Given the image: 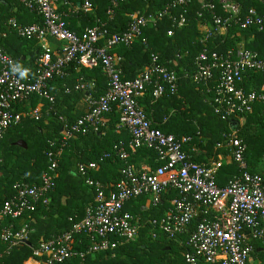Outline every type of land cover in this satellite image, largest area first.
<instances>
[{"label":"built area","instance_id":"obj_1","mask_svg":"<svg viewBox=\"0 0 264 264\" xmlns=\"http://www.w3.org/2000/svg\"><path fill=\"white\" fill-rule=\"evenodd\" d=\"M110 1L112 8L108 14L112 16L117 0ZM193 1L201 4L199 18L204 13L212 14V23L203 27L205 41L217 38L222 39L221 43L232 41L233 45L223 52L204 48L194 61L190 78L211 96L209 105L220 120L238 121L252 113L257 102L264 103V89L257 92L244 88L247 74L259 73L264 78V58L245 46L254 40L255 32H264V17L252 7L229 0H219L224 17L214 14L215 5L203 0H174L171 7H185ZM22 5L39 17L41 23L21 25L10 19L6 27L21 39L37 41L42 53L37 60L35 80L24 82L18 72L12 71L18 64L0 45V143L7 130L21 121L22 115L14 111V107L33 96L53 104L54 98L48 93L49 83L54 78L66 77L71 64L85 69L101 68L108 88L98 99L88 95V111L83 117L72 125L64 123L58 145L51 143L52 149L47 153L48 168L40 184L30 185L25 181L14 184L15 195L0 211V245L3 247L0 260L28 239L27 228L14 231L12 221L34 212L39 203L49 205V194L55 188L58 162L66 142L78 134L97 133L105 124V116L115 107L119 112V127L129 136L126 146H114L116 156L125 161L129 152L147 148L158 153L162 165L155 170L125 166L120 180L108 194L107 186L87 177L88 172L97 169L96 163L78 165L77 173L84 178L86 187L94 191L95 204L86 208L82 219L69 218L71 228L67 232L37 244L28 260L34 264H69L75 258L83 259L86 255L114 250L134 241L143 227L149 229L153 240L158 236L176 240L199 217L186 241L187 264H253L251 258L255 250L250 242L257 241L264 248V174L248 171L246 145L235 130L224 134L223 142L216 144L215 149L229 151L228 160L240 170V176L219 188L216 175L223 156L219 155L209 166L195 163L183 149L191 138L179 140L156 129L138 103L149 88L154 101L174 95L179 87L177 74L160 66L158 57L151 55L150 63L136 77L126 80L120 67L122 58L112 53L115 48L132 46L143 29L163 18L167 10L158 12L155 18L136 12L120 33L109 34L104 26H96L76 34L67 28L57 0H22ZM83 9L90 10L91 5L85 3ZM172 19L176 28L186 25L183 16ZM237 30L247 33L248 37L234 45L239 37ZM171 35L172 32H168V36ZM48 39L60 44L58 55L46 48L44 43ZM211 83L214 85L210 86ZM86 88V84L78 83L73 89ZM69 91L66 89V93ZM41 106L26 115L39 120ZM169 191L176 193L172 208L159 220H144L123 211L127 202L140 196L149 197L154 205L159 204L162 195ZM77 236H85L91 242L79 253L74 245L83 246V238L76 242Z\"/></svg>","mask_w":264,"mask_h":264},{"label":"trees","instance_id":"obj_2","mask_svg":"<svg viewBox=\"0 0 264 264\" xmlns=\"http://www.w3.org/2000/svg\"><path fill=\"white\" fill-rule=\"evenodd\" d=\"M173 1L117 0V6L112 9V16L108 14L109 9L112 8L110 0H57V4L67 28L76 34L96 26H104L109 34L120 33L126 29L131 16L136 12L155 18L158 12L167 10L163 18L143 29L141 37L132 46L115 48L112 53L122 58L120 67L126 80L136 77L150 63L151 55L158 57L160 66L177 74L179 87L174 95H165L154 101L149 88L138 103L156 129L164 134H172L179 140L191 138L190 144L185 145L183 149L195 163H205L209 166L212 160L222 155L223 162L217 172L216 183L219 188H224L230 180L240 176V170L234 162L228 160V150L215 149V146L223 142L224 134L235 130L238 138L246 145L245 158L248 171L259 173L257 165L264 161V103L257 102L252 113L242 116L237 121L235 129L231 128V121H222L214 114L209 105L211 96L205 92L202 85L194 84L190 75L194 72L196 57L204 48L223 52L233 43L227 40L221 43L222 39L217 38L205 41L203 27L212 23V14L204 13L203 17L199 18L197 13L200 11L201 4L198 1H193L185 7H171ZM203 1L210 2V0ZM229 1L238 2L244 7H252L264 17V2ZM4 2L10 8L13 5L23 7L22 0H14L12 3L10 0H4ZM85 3L91 5L92 10L89 13L82 11ZM211 3L215 5L213 13L224 17L225 13L222 11L219 0H213ZM69 6L76 10V17L79 15L83 17V29L75 31L71 20L65 17L64 12ZM23 9L33 18V22L29 25L41 23V19L34 13L24 7ZM179 16H183L186 20L183 28H176L172 21V18L178 19ZM9 17V14L0 17V32L4 23L7 32V38H0V45L2 44L5 52L21 69L28 70L24 78H21L18 73L19 78L24 82H33L40 55L27 60L22 46L25 43H36V41L21 39L14 32L6 29ZM170 31L172 35L168 36ZM237 33L239 37L235 39L234 45L248 37V34L242 31L237 30ZM13 42L17 44L14 45ZM16 46L19 49L13 50ZM245 46L246 49L256 52L260 58H264V32H255L254 40ZM23 57L24 60H22ZM88 81H94L95 86L89 88L90 85L86 83ZM77 82L87 84L88 87L75 91L73 88ZM213 85L211 83L210 86ZM107 88L108 81L101 68L88 70L71 64L67 69L66 77L54 78L49 83L48 93L54 98L53 104L33 96L29 101L14 107V111L20 113L22 117L19 124L7 130L0 143V211L4 203L15 195L13 189L15 183L25 181L30 185L40 184L48 168L47 153L52 149L51 143L58 145L64 123L72 125L88 111L84 114H74L72 112L74 104L83 97L87 101L88 95L98 99L105 94ZM244 88L247 91H263V76L259 73L247 74ZM66 89L70 91L66 93ZM39 104L42 105L39 110L41 118L36 121L26 114L36 109ZM105 117L108 122L97 133L78 134L66 142L58 162L55 188L49 194V205L44 206L39 203L34 212H27L12 221L14 231L27 227L28 239L8 255H4L0 264H24L31 257L32 250L37 244L67 232L71 228L69 218L75 221L82 219L86 208L95 204L94 191L86 187L84 178L77 173L78 165L97 164V169L88 172L87 177L99 182L102 186H107L106 194L111 192L118 183L121 170L125 166L134 165L140 168L144 165L143 167L155 170L162 165L158 153L147 148H141L134 153L129 152L125 161L120 160L113 148L120 144L126 146L129 136L119 127V112L115 107ZM18 141L24 142L26 148L16 146L15 143ZM193 147L196 150L190 154L189 150ZM175 196L174 191H169L162 195L160 203L156 205L149 197L140 196L127 202L123 211L144 220H159L172 208L171 201ZM199 219V217L195 218L188 229L177 236L176 240H167L164 236H158L153 240L149 236V229L143 227L134 241L123 243L114 250L86 255L83 259L75 258L69 264H187L184 258L188 251L186 241ZM79 239L83 240V246L74 245V250L78 253L91 244L85 236H77L76 242ZM250 243L255 250L251 259L254 261L257 258L259 264H264L263 246L257 241ZM0 249H3L1 245Z\"/></svg>","mask_w":264,"mask_h":264},{"label":"crops","instance_id":"obj_3","mask_svg":"<svg viewBox=\"0 0 264 264\" xmlns=\"http://www.w3.org/2000/svg\"><path fill=\"white\" fill-rule=\"evenodd\" d=\"M11 3L14 1V0H10ZM92 10V8L90 10H84L82 8V11L83 13H89L90 11ZM64 12V11H63ZM66 13L65 17H68L70 20H71V23H73V29L76 31V30H80V29H83V17H81L79 15V17H76L75 16V13L76 10H74L73 8H71L70 6L67 8L66 12H64V14ZM9 14V19H14L16 20L19 24L21 25H29V23L33 22V18L32 16L23 9V7L21 6H16V5H13L12 8H10V6H8L6 4V2H4V0H0V17L1 16H5V15H8ZM8 19V20H9ZM149 26H152V25H149ZM7 29V28H6ZM6 30H5V23L3 25V29L2 31L0 32V38H7L6 36ZM13 44H17L16 42H13ZM45 46L46 48L50 49L52 52H54V54L58 55L59 53V47H60V44H58L57 42H55L54 40L52 39H48L45 43ZM2 45V44H1ZM3 48V47H2ZM18 48V46H16L13 50H16ZM19 49V48H18ZM22 49L25 50L26 52V59L27 60H30V59H34V57L40 55L42 53V49L40 47V44L37 43H25L23 46H22ZM39 53V54H38ZM25 58L23 57L22 60H24ZM88 70H92V69H88ZM78 83L80 82H77L75 85H77ZM87 84L90 85L89 88H93L95 86V83L94 81H88L86 82ZM86 84V86L88 87V85ZM54 97L56 96V93L53 94ZM72 102V101H71ZM60 106H61V103H59ZM59 106V105H58ZM57 106V107H58ZM59 106V107H60ZM39 107V106H38ZM88 110V103L86 101V99H84V97L80 100H78L75 104H74V108L72 110V112L75 114V113H82L84 114L86 111ZM108 122L107 118L105 119V124ZM104 124V125H105ZM195 147L191 148L189 151V153H194L195 152ZM144 165H142L140 167L143 168ZM257 171H259L260 174H264V171H262L260 169V166L257 165ZM9 222V220H7ZM5 223V222H4ZM26 227V226H25ZM27 228V227H26ZM22 229V228H21ZM19 231V230H18ZM24 264H34V262H31L29 260H27ZM253 264H259L258 262V259L257 260H254L253 261Z\"/></svg>","mask_w":264,"mask_h":264},{"label":"water","instance_id":"obj_4","mask_svg":"<svg viewBox=\"0 0 264 264\" xmlns=\"http://www.w3.org/2000/svg\"><path fill=\"white\" fill-rule=\"evenodd\" d=\"M212 1L213 0H210V2H212ZM237 124H238V122L237 121H234V120L230 122V126H231L232 129H235V127L237 126ZM15 145L18 146V147H22L23 149L26 148L25 143L22 142V141L16 142Z\"/></svg>","mask_w":264,"mask_h":264},{"label":"clouds","instance_id":"obj_5","mask_svg":"<svg viewBox=\"0 0 264 264\" xmlns=\"http://www.w3.org/2000/svg\"><path fill=\"white\" fill-rule=\"evenodd\" d=\"M12 71L18 72L21 78H24L28 74L27 69H21L19 66H13Z\"/></svg>","mask_w":264,"mask_h":264},{"label":"rangeland","instance_id":"obj_6","mask_svg":"<svg viewBox=\"0 0 264 264\" xmlns=\"http://www.w3.org/2000/svg\"><path fill=\"white\" fill-rule=\"evenodd\" d=\"M259 166H260V169H261L262 171H264V161H262V162L259 164ZM255 260H257V258H255Z\"/></svg>","mask_w":264,"mask_h":264}]
</instances>
